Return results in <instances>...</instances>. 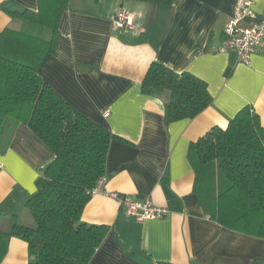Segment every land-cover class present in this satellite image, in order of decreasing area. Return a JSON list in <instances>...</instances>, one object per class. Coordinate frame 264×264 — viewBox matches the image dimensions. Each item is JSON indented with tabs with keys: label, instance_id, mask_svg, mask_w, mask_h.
<instances>
[{
	"label": "crops",
	"instance_id": "1",
	"mask_svg": "<svg viewBox=\"0 0 264 264\" xmlns=\"http://www.w3.org/2000/svg\"><path fill=\"white\" fill-rule=\"evenodd\" d=\"M264 14V0H251ZM237 0H175L172 5L139 0H68L53 54L39 75L75 110L111 130L104 190L134 200L151 198L168 208L163 218L137 221L118 201L95 194L82 220L106 224L109 232L87 264H252L264 262V238L211 219L194 192L191 144L212 127L225 129L249 105L264 127V42L250 65L219 51ZM15 12H38L41 0H0ZM120 8L134 16L133 29L113 23ZM24 18L0 9V32L21 29ZM203 79L212 103L192 118L167 122L165 103L143 93L152 62ZM54 151L26 123L8 118L0 131V230L31 224L27 201ZM5 241H0L3 249ZM0 264H29L28 243L6 239ZM5 243V244H6Z\"/></svg>",
	"mask_w": 264,
	"mask_h": 264
},
{
	"label": "trees",
	"instance_id": "2",
	"mask_svg": "<svg viewBox=\"0 0 264 264\" xmlns=\"http://www.w3.org/2000/svg\"><path fill=\"white\" fill-rule=\"evenodd\" d=\"M139 1L172 5L175 0ZM67 4L41 0L38 12H15L0 4L25 23L0 32V131L8 118L26 123L55 153L37 179V193L26 203L33 225L15 223L10 231L0 230V241L16 236L28 243L29 264H87L109 232L108 225L87 223L82 214L90 190L106 174L116 135L75 110L38 72L56 49ZM141 88L152 96L170 91L168 123L195 117L212 103L203 79L156 61ZM189 158L196 174L194 192L205 213L227 228L264 238V127L251 106L243 107L225 129L214 126L193 142Z\"/></svg>",
	"mask_w": 264,
	"mask_h": 264
},
{
	"label": "built area",
	"instance_id": "3",
	"mask_svg": "<svg viewBox=\"0 0 264 264\" xmlns=\"http://www.w3.org/2000/svg\"><path fill=\"white\" fill-rule=\"evenodd\" d=\"M113 23L123 29H133L134 16L125 8H120L113 17ZM264 42V14H259L251 0H237L234 13L224 28V39L219 51L235 53L241 63L250 65L252 56ZM107 175H103L90 190V194H106L115 198L126 213L137 221L163 218L168 208L159 206L149 197L145 200H134L120 192H106L104 186Z\"/></svg>",
	"mask_w": 264,
	"mask_h": 264
},
{
	"label": "rangeland",
	"instance_id": "4",
	"mask_svg": "<svg viewBox=\"0 0 264 264\" xmlns=\"http://www.w3.org/2000/svg\"><path fill=\"white\" fill-rule=\"evenodd\" d=\"M28 225H33V222H31V224H28Z\"/></svg>",
	"mask_w": 264,
	"mask_h": 264
}]
</instances>
